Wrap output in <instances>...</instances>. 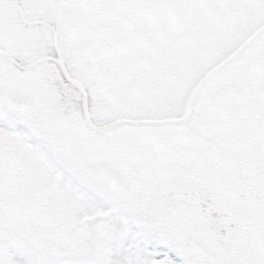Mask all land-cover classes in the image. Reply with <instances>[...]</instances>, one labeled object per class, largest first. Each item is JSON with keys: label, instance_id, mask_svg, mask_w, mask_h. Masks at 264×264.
Returning <instances> with one entry per match:
<instances>
[{"label": "snow or ice", "instance_id": "6c2138e0", "mask_svg": "<svg viewBox=\"0 0 264 264\" xmlns=\"http://www.w3.org/2000/svg\"><path fill=\"white\" fill-rule=\"evenodd\" d=\"M0 264H264V0H0Z\"/></svg>", "mask_w": 264, "mask_h": 264}]
</instances>
